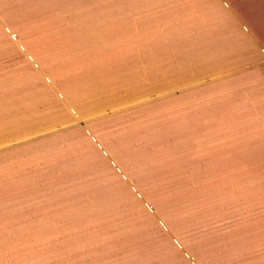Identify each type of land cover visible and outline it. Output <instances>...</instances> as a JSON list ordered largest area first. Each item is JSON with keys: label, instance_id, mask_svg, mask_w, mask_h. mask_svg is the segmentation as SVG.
Masks as SVG:
<instances>
[{"label": "rangeland", "instance_id": "1", "mask_svg": "<svg viewBox=\"0 0 264 264\" xmlns=\"http://www.w3.org/2000/svg\"><path fill=\"white\" fill-rule=\"evenodd\" d=\"M251 29L264 0H0V264H164L228 216L264 170Z\"/></svg>", "mask_w": 264, "mask_h": 264}, {"label": "crops", "instance_id": "2", "mask_svg": "<svg viewBox=\"0 0 264 264\" xmlns=\"http://www.w3.org/2000/svg\"><path fill=\"white\" fill-rule=\"evenodd\" d=\"M251 32L264 47L257 38L259 31L251 29ZM210 116L203 118L209 120ZM196 119L200 126L201 117ZM215 122L213 117L214 125ZM223 152L231 155L230 151ZM253 175L259 178L229 185V193L223 200L231 209L229 215L198 218L196 223L202 226L182 233L177 238L180 246L174 240L180 250H173L170 253L173 258H166L164 264H264V170Z\"/></svg>", "mask_w": 264, "mask_h": 264}]
</instances>
